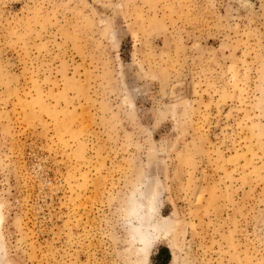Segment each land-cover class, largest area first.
I'll list each match as a JSON object with an SVG mask.
<instances>
[{"label":"rangeland","instance_id":"rangeland-1","mask_svg":"<svg viewBox=\"0 0 264 264\" xmlns=\"http://www.w3.org/2000/svg\"><path fill=\"white\" fill-rule=\"evenodd\" d=\"M0 264H264V0H0Z\"/></svg>","mask_w":264,"mask_h":264},{"label":"trees","instance_id":"trees-1","mask_svg":"<svg viewBox=\"0 0 264 264\" xmlns=\"http://www.w3.org/2000/svg\"><path fill=\"white\" fill-rule=\"evenodd\" d=\"M163 252H165V260L167 261V260L169 259V255H168V253H167L166 250L162 251L161 254H163ZM161 254H160V255H161Z\"/></svg>","mask_w":264,"mask_h":264},{"label":"bare ground","instance_id":"bare-ground-1","mask_svg":"<svg viewBox=\"0 0 264 264\" xmlns=\"http://www.w3.org/2000/svg\"><path fill=\"white\" fill-rule=\"evenodd\" d=\"M139 205H140V202H138V204H137V206H138V207H137V209H136L137 211H139V210H140V209H139V208H140V206H139ZM139 216H140V215H139ZM137 217H138V216H137ZM137 221H138V220H137ZM140 224H141V223H140ZM146 229H147V228H146Z\"/></svg>","mask_w":264,"mask_h":264}]
</instances>
